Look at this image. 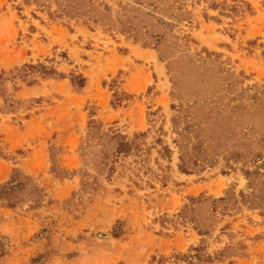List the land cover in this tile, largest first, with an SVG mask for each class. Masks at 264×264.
<instances>
[{"label":"rangeland","instance_id":"obj_1","mask_svg":"<svg viewBox=\"0 0 264 264\" xmlns=\"http://www.w3.org/2000/svg\"><path fill=\"white\" fill-rule=\"evenodd\" d=\"M186 1L191 23L173 34L192 40L175 49L172 33L143 45L0 0V182L17 169L46 193L38 207L0 201V264H264V204L239 196L244 160L213 143L185 173L174 143L190 111L201 117L188 105L209 96L249 104L264 132V106L250 101L264 84V0ZM37 61L62 76L35 73L27 85L8 75ZM78 73L82 88L70 81ZM100 131L141 134L139 151L112 156ZM197 246L192 263L181 257Z\"/></svg>","mask_w":264,"mask_h":264},{"label":"trees","instance_id":"obj_2","mask_svg":"<svg viewBox=\"0 0 264 264\" xmlns=\"http://www.w3.org/2000/svg\"><path fill=\"white\" fill-rule=\"evenodd\" d=\"M25 2L36 3L46 11L50 18L74 19L86 25L92 23L104 30H114L131 36L143 45H148V40L152 39L155 47L167 37L168 33L173 34L174 28L180 29L183 22L191 23L186 0H126V2L119 1L116 9L99 0H25ZM212 7L216 8V5L213 4ZM235 7L232 6V8ZM171 37L170 43L175 49L180 47L177 40H192L187 33L182 34L181 38H179V34H173ZM158 51L159 58H163L162 50ZM203 52L206 53V56L212 54L207 51ZM173 57L174 55L169 56L168 60ZM35 73L42 77L62 76L52 66H47L41 61L14 67L8 75L13 78H21L27 85H32L35 80H29L28 77ZM4 75L5 72L2 71L0 80H5L6 76ZM70 81L75 87L82 88L85 85L86 77L80 73L73 74ZM256 88V91L250 96V101L256 106L262 105L263 107L264 84ZM221 98L216 96L195 98L188 105V108L197 105L202 111L199 119L193 117V112L190 111L183 130H178L179 138L174 141L180 148L178 168L181 172L187 173L186 166L189 162L197 165L200 164V158L204 161L206 159L205 151L209 147L207 145L216 143L220 146H229L234 150L231 154L233 159L241 158L246 165L241 170L249 191H241L239 196L248 203L255 201L258 205L264 204V132L259 131L258 123L250 122L251 119L247 116L251 110L249 104H241L239 101L229 105V103H223ZM192 118L195 121H192ZM188 131L195 132L193 138H196V141L194 143L191 141L189 145L185 143L187 142L185 135ZM140 135L135 134L133 138L129 139L117 131H100L96 136V144L103 147L106 142L113 143L112 156L118 157L127 155L131 151H139L136 139ZM103 163L105 164V162ZM109 169L112 170L111 167ZM45 196L44 190L33 182L30 175L17 169L9 179L0 182V201H3L8 207H15L25 199L29 200L30 207H38ZM223 200L224 198H219V201ZM190 251L195 253L181 255L188 263H192L193 257L199 258L200 247H192ZM210 258L207 255V259L210 260Z\"/></svg>","mask_w":264,"mask_h":264}]
</instances>
